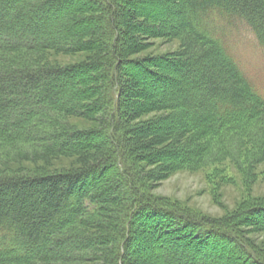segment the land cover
Returning <instances> with one entry per match:
<instances>
[{"label":"trees","instance_id":"1","mask_svg":"<svg viewBox=\"0 0 264 264\" xmlns=\"http://www.w3.org/2000/svg\"><path fill=\"white\" fill-rule=\"evenodd\" d=\"M237 28L264 50V0H0V264H264V197L153 194L264 164Z\"/></svg>","mask_w":264,"mask_h":264},{"label":"rangeland","instance_id":"2","mask_svg":"<svg viewBox=\"0 0 264 264\" xmlns=\"http://www.w3.org/2000/svg\"><path fill=\"white\" fill-rule=\"evenodd\" d=\"M234 33L238 34V37H235L234 54L253 82L264 92V50L245 28H237L236 32L233 29ZM179 46V41L164 44L158 40L154 51L158 55H163L176 52ZM224 169L221 176H225L226 179L220 177L216 179L217 191L221 194L217 203L213 197L215 184L208 180L213 171L212 167L207 170H183L175 173L155 189L153 194L186 203L192 209L211 217H223L249 197H264L263 163L248 171V174L241 172L228 161L225 162Z\"/></svg>","mask_w":264,"mask_h":264}]
</instances>
